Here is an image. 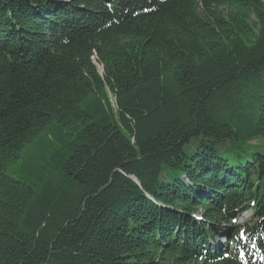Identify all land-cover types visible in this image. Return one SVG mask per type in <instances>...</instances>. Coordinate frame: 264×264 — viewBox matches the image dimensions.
Here are the masks:
<instances>
[{
	"label": "trees",
	"instance_id": "1",
	"mask_svg": "<svg viewBox=\"0 0 264 264\" xmlns=\"http://www.w3.org/2000/svg\"><path fill=\"white\" fill-rule=\"evenodd\" d=\"M257 140L264 0H0V264H264Z\"/></svg>",
	"mask_w": 264,
	"mask_h": 264
},
{
	"label": "rangeland",
	"instance_id": "2",
	"mask_svg": "<svg viewBox=\"0 0 264 264\" xmlns=\"http://www.w3.org/2000/svg\"><path fill=\"white\" fill-rule=\"evenodd\" d=\"M251 144L259 145L261 148V151L264 152V145H262V142L260 140L253 141ZM252 212L251 210H245L238 214L237 216V223L243 224L251 219ZM221 242H224V238L221 239Z\"/></svg>",
	"mask_w": 264,
	"mask_h": 264
}]
</instances>
